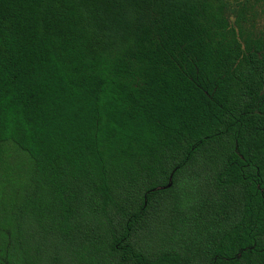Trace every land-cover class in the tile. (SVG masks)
Wrapping results in <instances>:
<instances>
[{"label": "trees", "instance_id": "obj_1", "mask_svg": "<svg viewBox=\"0 0 264 264\" xmlns=\"http://www.w3.org/2000/svg\"><path fill=\"white\" fill-rule=\"evenodd\" d=\"M0 264H264V0H0Z\"/></svg>", "mask_w": 264, "mask_h": 264}, {"label": "water", "instance_id": "obj_2", "mask_svg": "<svg viewBox=\"0 0 264 264\" xmlns=\"http://www.w3.org/2000/svg\"><path fill=\"white\" fill-rule=\"evenodd\" d=\"M171 186V176L169 178V183L165 186V188H169Z\"/></svg>", "mask_w": 264, "mask_h": 264}, {"label": "rangeland", "instance_id": "obj_3", "mask_svg": "<svg viewBox=\"0 0 264 264\" xmlns=\"http://www.w3.org/2000/svg\"><path fill=\"white\" fill-rule=\"evenodd\" d=\"M16 158H20V155L17 154V155H16Z\"/></svg>", "mask_w": 264, "mask_h": 264}]
</instances>
